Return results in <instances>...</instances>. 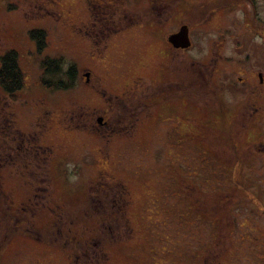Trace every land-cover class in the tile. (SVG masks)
Instances as JSON below:
<instances>
[{
  "label": "rangeland",
  "instance_id": "1",
  "mask_svg": "<svg viewBox=\"0 0 264 264\" xmlns=\"http://www.w3.org/2000/svg\"><path fill=\"white\" fill-rule=\"evenodd\" d=\"M97 1L0 0V56L15 50L25 75L14 100L0 90V115L52 152L32 175L19 161L35 156L8 149L12 136L0 141V264H264V0H210L204 11L194 3L207 0H179L178 9L171 0L167 23L124 29L105 49L83 31ZM125 1L117 0L122 12L153 15L144 0ZM182 24L191 40L185 59L205 64L213 42H224L216 117L233 120V132L218 122L205 132L192 106L174 104L135 132H95L103 93L166 80L173 56V66L180 61L170 38ZM34 30L46 32L42 53ZM46 57L63 58L64 71L75 66L74 88L43 86ZM98 188L127 199L119 214L98 207Z\"/></svg>",
  "mask_w": 264,
  "mask_h": 264
},
{
  "label": "flooded vegetation",
  "instance_id": "2",
  "mask_svg": "<svg viewBox=\"0 0 264 264\" xmlns=\"http://www.w3.org/2000/svg\"><path fill=\"white\" fill-rule=\"evenodd\" d=\"M123 1L126 3L125 0ZM195 1L196 0H193V3ZM209 1L210 0L204 2V8H202L201 5L203 2L196 3L197 6H195L194 3L193 9L198 8L204 11ZM171 2V0H144L141 2L143 11L150 10L153 15H148L147 13L135 15L134 13L136 11L133 12L132 10L122 12L117 5V0H98L95 9H93L95 12V21L92 22V26L87 25L84 27V34L96 45L99 47L103 46V49H105L107 47L105 46L107 41L109 39L112 40L114 37H119L118 34L124 31V29L139 25L144 21L148 23L149 21L161 24L167 23L174 15V12L171 14L167 13ZM179 3V0H177L176 9L180 7ZM108 6L110 8H106ZM93 10H89L90 14ZM216 12L224 11L215 9L211 12V15H215ZM177 14L178 18H183V12L181 10L177 11ZM163 15L164 18H162ZM189 31L190 30L182 24L179 31L171 34V44L174 48H178V50L181 51L178 57L180 61L173 66L175 62L173 56V60L171 61L172 65L170 64L166 69L168 79L166 78L164 82L154 87L153 84L145 83L143 82L144 80L139 78L142 82L135 81L131 89L126 93H122L118 96H108L106 93H103L106 102L102 108L98 109L102 111V113L97 117L95 132H100L103 135L135 132L141 119L143 117H150V113L156 111L162 104H174L176 107L182 108L188 107L189 105L192 106L195 121H198V123L196 122V126L201 127L200 122L205 123V125H203V130L210 134L215 130V122L220 123V125L228 131L231 130L233 132L235 128L233 120L228 121L223 118L220 122L221 118L217 119L216 117L218 94L220 91L225 90V87L219 84L220 76L215 75L218 73L216 63L217 59L222 57L220 50L224 47V42H213V46L209 52L210 55L205 64L192 62L183 57L186 50L191 47ZM84 75L86 86H91L92 78L89 70H87ZM258 76L261 85H263L264 78L262 74L258 73ZM258 94L264 96V93L259 92ZM252 99L253 98L250 100ZM244 100H246V97ZM87 127L88 126H85V128ZM208 144L212 146L211 143ZM33 173H35V171H32V175ZM97 181L102 183L99 179ZM101 188H98L96 198H94L98 207L101 206L103 212H106L107 206L110 205L112 207L110 212L119 214L121 206L124 207V205L127 204V199L123 198V195H121L122 199H120V197H117L116 194H113L110 190ZM195 205L194 207L197 206Z\"/></svg>",
  "mask_w": 264,
  "mask_h": 264
},
{
  "label": "trees",
  "instance_id": "3",
  "mask_svg": "<svg viewBox=\"0 0 264 264\" xmlns=\"http://www.w3.org/2000/svg\"><path fill=\"white\" fill-rule=\"evenodd\" d=\"M32 38L36 41L37 50L42 53L47 46V35L43 30L31 31ZM63 58L46 57L42 60V68L44 71L41 83L50 91L69 90L74 88L77 81L78 70L75 66L70 67L68 71L62 68ZM25 86V75L22 71L18 53L15 50H9L5 55L0 56V90L8 99L14 100L19 92ZM7 99L0 96V112H4ZM3 110V111H2ZM4 116L0 115V141L4 145L6 138L12 136L13 144L8 145V149L15 150L16 155H20L22 150L29 151L35 156V160H30L28 157L24 162L20 160L21 166L27 170L35 171V165H38L39 170L47 168L45 163H48L49 155L52 153L51 149H47L38 141L39 134H25L18 131L13 126L10 116L5 113ZM13 133V134H12ZM0 144V145H1ZM28 144L31 147H27ZM6 152V151H5ZM7 165L5 163L2 167ZM2 169V168H1Z\"/></svg>",
  "mask_w": 264,
  "mask_h": 264
}]
</instances>
